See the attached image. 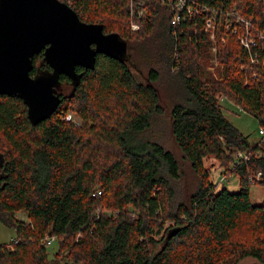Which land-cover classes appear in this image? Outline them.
Segmentation results:
<instances>
[{"label": "trees", "instance_id": "obj_1", "mask_svg": "<svg viewBox=\"0 0 264 264\" xmlns=\"http://www.w3.org/2000/svg\"><path fill=\"white\" fill-rule=\"evenodd\" d=\"M59 1L118 33L127 51L76 66L75 84L60 73L62 100L35 124L20 97L0 94V222L15 234L0 243V264H264V203L249 198L252 184L264 187V136L250 141L221 104L231 99L264 126V0H194L206 9L176 24L172 0H144L141 18L130 0ZM242 34L255 39L251 50ZM32 63L31 76L50 69L42 52ZM163 85L180 95L169 129L190 187L175 153L144 134L166 111ZM208 158L237 177V191L210 180Z\"/></svg>", "mask_w": 264, "mask_h": 264}, {"label": "water", "instance_id": "obj_2", "mask_svg": "<svg viewBox=\"0 0 264 264\" xmlns=\"http://www.w3.org/2000/svg\"><path fill=\"white\" fill-rule=\"evenodd\" d=\"M76 14L59 0H0V94L20 97L33 124L61 102L60 73L75 84L76 66L92 69L97 53L120 58L127 51L118 33H105L100 22L86 23ZM39 52L50 69L31 76Z\"/></svg>", "mask_w": 264, "mask_h": 264}, {"label": "rangeland", "instance_id": "obj_3", "mask_svg": "<svg viewBox=\"0 0 264 264\" xmlns=\"http://www.w3.org/2000/svg\"><path fill=\"white\" fill-rule=\"evenodd\" d=\"M235 15V13H234ZM239 19H242L241 17L237 16ZM250 22V21H249ZM63 90L67 89V86L62 87ZM161 91V98H162V104L165 107V112L162 115L155 116L152 119L150 129L145 132V136H148L150 138L159 139L160 142H162L166 147L170 148L176 155V157L179 159V162L182 167V172L184 175L182 176V185H187L190 187V183L194 179L193 173L190 171L188 162L183 161L181 159V154L179 150L177 149L175 143L173 142L170 129H169V119H168V110L170 106L175 102V97L180 96L177 95L172 91L169 86L163 85L160 86ZM172 95H176L175 97ZM221 104H222V113L223 115L237 128L240 132H242L244 135L248 136V139L250 141L258 140L260 137L258 130V123L256 121V118L252 117L250 114L246 113L245 111L241 110L240 106L234 103L231 99H228L226 97L221 98ZM70 116L75 123L79 122V119L75 115H67ZM237 154L235 153L234 157H237ZM245 155V154H244ZM205 165L209 166L211 168V176L210 180L217 184V187L220 188L222 186L226 187L229 191H237L238 190V179L235 175H230V177L226 178L223 176L222 168L218 166V162L215 161L213 158H208L205 160ZM220 177L223 179L220 180ZM249 198L252 204H261L264 203V187H262L260 184H252L249 187ZM17 216L19 218H24V215L19 212L17 213ZM15 234L13 229L3 225L0 222V243L9 242L12 238H14ZM243 239L247 240V235L243 233L241 235ZM54 238V237H53ZM255 240L253 235H250L247 242ZM53 241V240H52ZM49 245V251L52 252L56 249V243L52 242ZM47 244V243H46ZM258 262V260L253 256H245L240 259L231 260L229 264H254Z\"/></svg>", "mask_w": 264, "mask_h": 264}, {"label": "built area", "instance_id": "obj_4", "mask_svg": "<svg viewBox=\"0 0 264 264\" xmlns=\"http://www.w3.org/2000/svg\"><path fill=\"white\" fill-rule=\"evenodd\" d=\"M144 0H130V12L131 15L134 17L141 18L145 12L144 8ZM173 4V15L171 17V23L176 24L180 22L182 19L186 17V15H193L198 14L200 11L205 10V6L202 4L196 3L194 0H172ZM243 20V19H241ZM215 16H207L203 19V28L204 30L209 34V38L214 40L215 36ZM245 24H250L249 21H245ZM131 29L136 30L139 28V22L138 21H131ZM239 40L241 44L247 49L251 50L252 47L256 45V41L254 38L247 34H242L239 36ZM213 52L215 51V46H212L211 49ZM254 60L253 58L251 61ZM215 63V61H214ZM264 63V62H263ZM257 132L260 136H264V126H259ZM237 156L244 157L245 155L241 152ZM241 157V158H242ZM261 175V172L258 171V173L255 174V179L258 180ZM223 178L220 177V180ZM53 240V237H46V243L50 244Z\"/></svg>", "mask_w": 264, "mask_h": 264}, {"label": "flooded vegetation", "instance_id": "obj_5", "mask_svg": "<svg viewBox=\"0 0 264 264\" xmlns=\"http://www.w3.org/2000/svg\"><path fill=\"white\" fill-rule=\"evenodd\" d=\"M61 90H62V85L60 84V87L58 89V92H61Z\"/></svg>", "mask_w": 264, "mask_h": 264}]
</instances>
